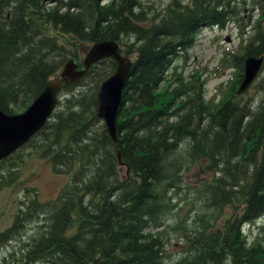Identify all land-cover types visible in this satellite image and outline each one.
Returning <instances> with one entry per match:
<instances>
[{
  "label": "trees",
  "instance_id": "trees-1",
  "mask_svg": "<svg viewBox=\"0 0 264 264\" xmlns=\"http://www.w3.org/2000/svg\"><path fill=\"white\" fill-rule=\"evenodd\" d=\"M257 4L252 34L223 59L234 77L214 103L204 99L200 73L183 75L177 62L184 64L202 26L222 29L238 16L236 0H170L154 9L142 0H0L6 113L25 109L66 60L81 67L94 42L116 41L131 61L114 140L96 116L97 87L115 68L103 58L77 82L62 84L42 127L0 159V188L14 180L11 167L27 148L67 176L51 198L34 193L18 201L0 245L45 214L41 233L20 251L22 264H159L171 199L196 164L210 175L197 189L213 212L178 219L184 256L176 264H264V236L248 242L243 231L264 215V0ZM261 55L250 84L258 96L242 100L243 59Z\"/></svg>",
  "mask_w": 264,
  "mask_h": 264
},
{
  "label": "rangeland",
  "instance_id": "rangeland-1",
  "mask_svg": "<svg viewBox=\"0 0 264 264\" xmlns=\"http://www.w3.org/2000/svg\"><path fill=\"white\" fill-rule=\"evenodd\" d=\"M142 1L145 2L146 7L154 9L164 7L170 0ZM236 7L238 16L230 20L222 29L202 26L192 46L186 52L187 58L184 64L177 62L182 66L183 75L193 70L200 73V78L204 80V99L213 98L214 103L219 99L220 92L228 85V81L234 77V69L227 67L223 59H226L229 52L236 53L241 50L245 45V39L252 34V25L259 19L260 9L257 0H243V2L236 0ZM260 22L264 24V20ZM73 61L78 64L76 59ZM262 68L264 72V62ZM238 95L242 97V100L247 98L254 100L258 96L251 85L245 92ZM19 157L22 161L17 160L15 163L17 166L11 167L12 170L15 169L14 180L9 185L0 188V230L10 222L18 201H26V198H30L34 193H37L39 200H46L54 196L61 185L67 182L66 175L52 173L49 164L38 158L34 152H29V148L23 149ZM7 170L10 169L6 168L2 172L5 176ZM203 173L196 164L183 173L179 189L171 199L175 207L167 221L169 226L165 228L168 241L164 246V255L159 264H176L183 254L181 251L184 238L180 237L179 230L176 229L180 217L184 218L192 213L193 218L194 212L198 215H208L213 212L206 204L205 193L201 194L199 188L197 189L201 180L210 178L209 174L205 176ZM26 189L29 192L25 194ZM187 208L190 209L188 212H186ZM185 222L186 220L182 225H185ZM45 223V214H40L36 219L32 217L31 221L24 223L12 238L8 239L4 245H0V264H22L20 251H23L25 246L41 233ZM188 225L190 228L191 223H187L186 226ZM243 231L248 242L256 233L261 237L264 236V215L245 224Z\"/></svg>",
  "mask_w": 264,
  "mask_h": 264
},
{
  "label": "water",
  "instance_id": "water-1",
  "mask_svg": "<svg viewBox=\"0 0 264 264\" xmlns=\"http://www.w3.org/2000/svg\"><path fill=\"white\" fill-rule=\"evenodd\" d=\"M110 58L115 68L102 80L95 93L96 116L112 140L115 139V116L120 101L121 89L128 75L131 61L120 53L116 41L105 39L94 42L85 51L78 67L73 59L63 64L56 77L48 79L28 106L18 113H6L0 109V159L11 154L38 131L52 110L62 84L77 82L94 62ZM263 56H246L243 59L242 79L236 89L242 94L258 74Z\"/></svg>",
  "mask_w": 264,
  "mask_h": 264
},
{
  "label": "bare ground",
  "instance_id": "bare-ground-1",
  "mask_svg": "<svg viewBox=\"0 0 264 264\" xmlns=\"http://www.w3.org/2000/svg\"><path fill=\"white\" fill-rule=\"evenodd\" d=\"M31 230V229H30ZM30 234V233H29Z\"/></svg>",
  "mask_w": 264,
  "mask_h": 264
}]
</instances>
